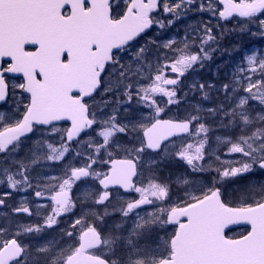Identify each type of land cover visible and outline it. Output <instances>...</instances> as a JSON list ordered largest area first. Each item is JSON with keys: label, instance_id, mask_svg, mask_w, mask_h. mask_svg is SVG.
I'll list each match as a JSON object with an SVG mask.
<instances>
[{"label": "snow or ice", "instance_id": "1", "mask_svg": "<svg viewBox=\"0 0 264 264\" xmlns=\"http://www.w3.org/2000/svg\"><path fill=\"white\" fill-rule=\"evenodd\" d=\"M236 31L264 0H0V264H264V53L187 83Z\"/></svg>", "mask_w": 264, "mask_h": 264}, {"label": "rangeland", "instance_id": "2", "mask_svg": "<svg viewBox=\"0 0 264 264\" xmlns=\"http://www.w3.org/2000/svg\"><path fill=\"white\" fill-rule=\"evenodd\" d=\"M193 17H197V19H199L200 21L192 22V23L187 22L188 19H193ZM205 22L206 23L209 22V16L207 13L190 12L186 18L181 19V20H177L176 23L169 29L153 30L151 37L155 38L157 35V31H159L162 39H170V38L175 37L177 40H182L184 38V35L186 32L191 33L193 28H195L197 25H200V24L205 23ZM211 23L213 25L214 31H216L218 29L215 27L216 21L212 20ZM226 35L233 36L232 37L233 41H234L235 37L237 36L239 42L237 43L238 45L236 46V48L238 47L240 49V52L238 53L235 50L232 51L233 60L232 61L227 60L229 62H227L225 65H223L221 67L219 79L220 78L224 79L225 78V76H224L225 72H230L235 67V65L241 59V54H249L250 55V54H252L253 51L258 52V53H264V46H258L256 44H253L254 42L257 43L258 41L263 43L264 37L257 35L255 38H253L251 36L249 37L248 33L241 34L238 31L233 32L232 34L229 33ZM141 43H144V41ZM207 71L209 72V70H207ZM207 71H206V73H207ZM195 76H196V73H193L190 76L189 81H187V83H190L192 79L197 80V78ZM211 79L217 80L218 77L214 73L212 75ZM173 107L175 108V106H173ZM183 111H184V109H183ZM210 144L212 146H215V141L214 140L210 141ZM185 167H186V165H183L182 162L173 163L171 166H169L170 173L168 176L171 175L174 179L175 176L179 175ZM162 172H164L163 169H162ZM165 175H167V174L162 173V178L163 179L166 178L165 180H167L168 176L165 177ZM174 191H176L175 186H174ZM178 194H182V193L178 192Z\"/></svg>", "mask_w": 264, "mask_h": 264}, {"label": "trees", "instance_id": "3", "mask_svg": "<svg viewBox=\"0 0 264 264\" xmlns=\"http://www.w3.org/2000/svg\"><path fill=\"white\" fill-rule=\"evenodd\" d=\"M197 21H200L199 19H197V17H193V19H188L187 20V22H189V23L197 22ZM220 23L221 24H225L222 21H220ZM226 27L229 30H231L233 28V24H226ZM219 31H220V29H217L214 32L216 34H219ZM230 33L232 34L233 32H230ZM250 36L251 35L249 34V37ZM232 37L233 36L224 35L220 39V51L214 53V60L208 62V66L207 67H205L204 69L196 72V76L195 77L197 78V80H201V81L210 80L212 82H216V79L215 80L211 79L212 75L216 72V66L217 65H220L222 67L223 65L226 64L225 62H229L227 60H230V61L233 60V57L232 56H228L227 54H223L224 49H227V50H229V51L232 52L234 50V48H236V46L238 45L237 43L239 41H238L237 36L235 37L234 41H233ZM251 37L255 38L256 36H251ZM253 44H256L258 46H264V42L262 43V42H259V41L257 43L254 42ZM207 70H209V72ZM220 70H221V68H220ZM206 71H207V73H206ZM220 79H223V78H220ZM173 111H175V108L174 107H173ZM182 111H183V108L180 109V112L181 113H182ZM238 232H239V230L236 231L234 234H238Z\"/></svg>", "mask_w": 264, "mask_h": 264}, {"label": "flooded vegetation", "instance_id": "4", "mask_svg": "<svg viewBox=\"0 0 264 264\" xmlns=\"http://www.w3.org/2000/svg\"><path fill=\"white\" fill-rule=\"evenodd\" d=\"M152 31H153V30H149L151 36H152V33H153ZM146 39H148V37H145V40H146ZM141 42H143V41H141ZM61 125H63V126H67L65 122L61 123ZM163 170H164V172H162V173L167 174V175H165V177L168 176L169 173H170L169 166L164 167ZM52 171H59V169H58V168H57V169H53ZM165 177H164V178H165ZM168 177H169V176H168ZM165 179H166V178H165ZM0 191H3V188H2V187H0ZM81 191H83V189H82ZM121 191H122V190H121ZM25 195H27V194H26V193H21V194H19V195L14 194V200H13V198H9V203H13V202H15L16 204H19V201H20L21 197H23V196H25ZM124 195H128V194L125 193ZM132 195H135V194H132ZM24 218L27 219L26 216H25ZM53 235H55V233H53ZM230 235H235V234H234V233H230ZM51 238H52V237H48V239H51ZM41 242H42V241H41Z\"/></svg>", "mask_w": 264, "mask_h": 264}, {"label": "water", "instance_id": "5", "mask_svg": "<svg viewBox=\"0 0 264 264\" xmlns=\"http://www.w3.org/2000/svg\"><path fill=\"white\" fill-rule=\"evenodd\" d=\"M60 123H63V122H60ZM123 191V190H122Z\"/></svg>", "mask_w": 264, "mask_h": 264}]
</instances>
